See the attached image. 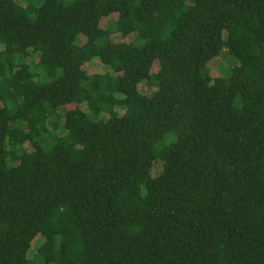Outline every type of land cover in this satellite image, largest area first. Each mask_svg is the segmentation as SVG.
Here are the masks:
<instances>
[{
    "label": "trees",
    "instance_id": "1",
    "mask_svg": "<svg viewBox=\"0 0 264 264\" xmlns=\"http://www.w3.org/2000/svg\"><path fill=\"white\" fill-rule=\"evenodd\" d=\"M0 264H264V0H0Z\"/></svg>",
    "mask_w": 264,
    "mask_h": 264
},
{
    "label": "rangeland",
    "instance_id": "2",
    "mask_svg": "<svg viewBox=\"0 0 264 264\" xmlns=\"http://www.w3.org/2000/svg\"><path fill=\"white\" fill-rule=\"evenodd\" d=\"M229 61H230V65H229ZM228 61V59L227 58H225V56H222V68L220 69L219 68V73L221 74H227V73H229V70L231 69V68H233V66H235V61H233V60H229ZM223 67H225V68H223ZM226 67H228L229 69H226Z\"/></svg>",
    "mask_w": 264,
    "mask_h": 264
}]
</instances>
